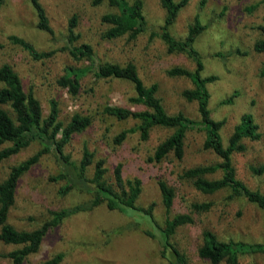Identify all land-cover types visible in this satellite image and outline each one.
Listing matches in <instances>:
<instances>
[{
  "label": "rangeland",
  "instance_id": "1",
  "mask_svg": "<svg viewBox=\"0 0 264 264\" xmlns=\"http://www.w3.org/2000/svg\"><path fill=\"white\" fill-rule=\"evenodd\" d=\"M40 1L56 40L36 27L37 18L30 0H4L0 5V42L3 44L0 64L8 62L13 66L25 91L31 90L39 99L44 115L50 109V101L55 100L63 123L68 122L74 113L90 116V125L73 135L65 146L66 153L78 160L86 146L95 153V158L106 160L109 175L113 167L121 163L124 177L141 180L142 190L137 204L143 207L152 205L154 217L160 223L166 216L157 185L160 178L176 187L171 214L189 211L188 205L193 201H210L208 210L194 212V222L179 227L173 236V241L185 252L190 264H214L197 254L205 229L225 241L264 243V207L240 196L231 197L229 190L202 194L179 178L178 173L183 167L219 161L215 154L203 149L201 131L187 133L185 156L181 162L171 159L158 163L151 161L149 157L154 146L170 131L155 128L147 140L140 139L139 132L133 131L121 143H114L116 134L135 127L137 122L133 119L117 120L103 112L107 104L136 108L128 100L133 94L128 82L100 80L87 74L74 95L57 82L66 67L88 64L85 60H74L60 49L64 44L67 20L76 12L80 20V40L91 43L102 61L134 62L145 84L158 83V96L168 113L181 111L197 118L196 102L182 96V91L192 87V82L186 77L166 73V69L174 65L193 69L194 62L184 53L167 51L159 36L151 35V31L158 30L164 20L165 10L159 0H143L148 25L146 32L135 38L125 35L116 40L99 35L102 26L99 17L110 9L105 3L92 6L88 0ZM256 3L258 5L249 10ZM196 16L206 26L194 42L204 64L202 75L216 76L208 83L211 115L225 120L221 134L227 142L240 115L244 112L253 114L259 124L261 139L256 142L246 140L247 149L235 154L233 161L238 176L249 187L264 191V172L257 175L249 169V165L264 164V51L254 49V43L264 38V31L259 28L264 24V0H187L170 26V32L176 37H184ZM12 34L27 40L37 51L52 50L53 53L49 57L34 58L29 49L9 39ZM233 94L230 103H222ZM40 147L39 142H33L1 162L0 180L7 176L11 165ZM58 169L59 163L53 153H48L20 178L16 202L8 217L11 224L19 229H32L51 217L50 210L72 207L90 199V194L79 190L61 193L59 189L64 182L51 179ZM16 247L0 242V264H12L7 253ZM57 252L63 253L59 264H168L160 256L155 241L142 233L129 217L109 209L105 203L72 214L51 227L39 250L27 256L23 264H38ZM237 264H264V255H244Z\"/></svg>",
  "mask_w": 264,
  "mask_h": 264
},
{
  "label": "trees",
  "instance_id": "2",
  "mask_svg": "<svg viewBox=\"0 0 264 264\" xmlns=\"http://www.w3.org/2000/svg\"><path fill=\"white\" fill-rule=\"evenodd\" d=\"M4 0H0V5ZM90 5L106 4L110 9L102 13L99 22L101 38L116 40L125 35L135 38L148 29L143 12V0H88ZM165 10L164 20L158 30L151 31L163 41L169 52L184 53L194 62V68L189 69L174 65L166 69V73L173 77H186L192 82V87L182 91V96L188 101H195L197 118H193L181 111L168 113L162 99L158 96V83L145 84L141 78L137 65L132 61L119 63L116 61H102L93 45L80 40L78 32L79 15L73 12L67 20V31L63 37L64 44L60 47L74 60H85L84 66H68L57 80L58 84L68 89L70 94H77L81 79L87 74L104 80L117 79L128 82L133 94L128 97L129 102L136 108L107 104L103 112L117 120L133 119L135 127L121 130L114 137V143H121L129 132L138 131L140 139L147 140L155 128H165L170 132L154 146L149 159L162 162L171 159L181 162L185 156V139L187 133L199 130L203 133V149L215 154L219 161L209 164H197L183 167L178 173L180 179L189 182L202 194H214L229 190L230 196H240L246 200L264 207V191L252 189L237 174L233 157L247 149L246 140L256 142L261 139L259 124L253 114L244 112L238 123L233 127L227 142H224L221 129L224 119H215L211 115L209 106L210 93L208 83L216 79L215 75H202L204 68L202 56L195 48L197 36L206 28L200 18L196 16L182 38L170 32L179 10L187 0H159ZM35 12L36 27L50 34L55 39V32L50 25L46 10L40 0H30ZM258 4L249 8L253 9ZM264 31V24L259 26ZM12 41L30 50L34 58L49 57L53 51H37L22 37L8 36ZM56 40V39H55ZM3 44L0 42V48ZM256 51H264V38L254 43ZM264 73V64L262 67ZM224 99L222 103H230L232 97ZM55 100L50 101V109L43 114L39 99L33 92L25 91L19 74L8 62L0 64V163L18 154L33 142H39L41 147L30 156L10 166L7 176L0 180V242L13 244L17 247L10 250L7 256L12 264H23L30 254L37 252L47 231L60 224L72 214L89 211L105 203L111 210H117L129 217L139 230L151 238L159 248L160 256L168 264H190L185 252L181 251L173 241L176 230L186 224L194 222L193 213L206 211L210 208V201H193L189 211L171 214L175 204L176 187L165 179H158L157 185L161 194V201L166 216L162 223L153 214L152 205L143 207L137 204L142 186L139 178L123 176L122 164L117 163L108 174L105 159L95 158V153L86 146L82 149L78 160H74L65 151L74 134L82 132L90 123L88 115L74 113L70 120L63 123L59 119ZM48 153H53L59 163L56 174L51 176L54 181H63L60 192L65 194L70 190H79L91 195L84 203L72 207L50 210V218L32 229H19L8 221L9 213L16 202L17 188L20 178ZM251 172L259 175L264 172V164L249 165ZM91 171V173L89 172ZM197 254L211 263L226 262L237 264L241 256L263 254L264 243L245 242L242 240L218 239L211 230L202 232V243L197 248ZM63 258L62 252H57L38 264H59Z\"/></svg>",
  "mask_w": 264,
  "mask_h": 264
}]
</instances>
